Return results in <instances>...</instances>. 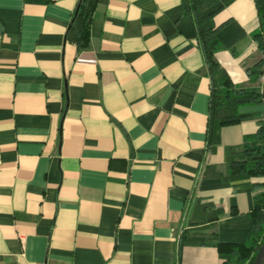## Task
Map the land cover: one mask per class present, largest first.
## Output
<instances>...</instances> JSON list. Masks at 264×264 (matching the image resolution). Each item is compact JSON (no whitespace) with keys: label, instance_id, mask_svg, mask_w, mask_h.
Masks as SVG:
<instances>
[{"label":"crops","instance_id":"obj_1","mask_svg":"<svg viewBox=\"0 0 264 264\" xmlns=\"http://www.w3.org/2000/svg\"><path fill=\"white\" fill-rule=\"evenodd\" d=\"M77 3L0 0V264H219L264 182H231L226 149L264 104L207 152L210 78L182 0H97L81 51ZM221 5L215 58L255 86L254 0L204 15Z\"/></svg>","mask_w":264,"mask_h":264},{"label":"trees","instance_id":"obj_2","mask_svg":"<svg viewBox=\"0 0 264 264\" xmlns=\"http://www.w3.org/2000/svg\"><path fill=\"white\" fill-rule=\"evenodd\" d=\"M222 1L231 0H182L183 11L193 18L197 42L205 62V70L210 78L208 116L205 132L206 150L211 153L220 141V129L239 123L242 117L237 110L249 104H264V81L258 86H237L233 84L225 69L215 58L221 50L216 37L219 26L213 22V15L221 6L204 15L205 11ZM97 0H78L73 22L77 27V50H84L89 41V27ZM259 27L253 34L257 52L264 56V0H254ZM251 83L264 77V57L253 68L247 70ZM237 149H226L228 178L231 182H243L251 178L264 177V122L255 134L245 137ZM253 201L258 207L248 213L249 226L244 242L215 244L220 259L219 264H252L258 248L264 243V182L252 183ZM217 216L210 217L215 221ZM184 240L179 238V246Z\"/></svg>","mask_w":264,"mask_h":264},{"label":"water","instance_id":"obj_3","mask_svg":"<svg viewBox=\"0 0 264 264\" xmlns=\"http://www.w3.org/2000/svg\"><path fill=\"white\" fill-rule=\"evenodd\" d=\"M252 264H264V243L258 248L257 254Z\"/></svg>","mask_w":264,"mask_h":264},{"label":"rangeland","instance_id":"obj_4","mask_svg":"<svg viewBox=\"0 0 264 264\" xmlns=\"http://www.w3.org/2000/svg\"><path fill=\"white\" fill-rule=\"evenodd\" d=\"M262 81H264V77H262L258 82H254L255 86H258L262 83Z\"/></svg>","mask_w":264,"mask_h":264},{"label":"built area","instance_id":"obj_5","mask_svg":"<svg viewBox=\"0 0 264 264\" xmlns=\"http://www.w3.org/2000/svg\"><path fill=\"white\" fill-rule=\"evenodd\" d=\"M45 264H50V263H45Z\"/></svg>","mask_w":264,"mask_h":264}]
</instances>
